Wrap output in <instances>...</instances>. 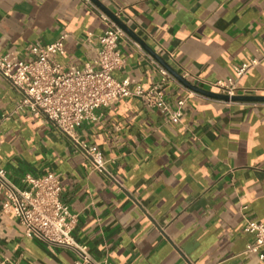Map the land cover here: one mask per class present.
Here are the masks:
<instances>
[{"label": "crops", "instance_id": "0c3cea01", "mask_svg": "<svg viewBox=\"0 0 264 264\" xmlns=\"http://www.w3.org/2000/svg\"><path fill=\"white\" fill-rule=\"evenodd\" d=\"M99 1L195 85L233 77V67L258 56L264 41V0ZM105 28L83 0H0V50L26 60L27 45L64 35L63 53L52 58L76 68L93 64ZM135 42L124 32L114 78L158 86L171 108L183 101L178 123L134 96L96 109L76 131L101 151L110 178L91 170L52 123L14 112L21 95L0 74V168L16 186L25 174L58 172L62 198L78 215L73 236L96 263L264 264L246 252L253 236L242 230L241 211L246 206L264 224V103L191 94ZM240 86L264 88V60ZM4 194L0 189V205ZM75 260L71 250L51 251L26 237L11 214L0 215V264Z\"/></svg>", "mask_w": 264, "mask_h": 264}, {"label": "built area", "instance_id": "2783aa9c", "mask_svg": "<svg viewBox=\"0 0 264 264\" xmlns=\"http://www.w3.org/2000/svg\"><path fill=\"white\" fill-rule=\"evenodd\" d=\"M83 1L106 24L104 31L96 36L98 49L93 64L76 68L55 61L52 56L63 53L65 36L62 35L49 44L27 45L24 48L30 56L27 60L17 53L0 50V74L21 95L14 112L26 110L32 116H41L52 123L73 142L76 151L86 156L91 170L112 178L101 151L96 146L81 141L77 135V127L85 121L94 120L96 109L109 106L120 98L133 96L142 98L147 106L159 110L168 122L178 123L182 117L183 101L178 102L176 108H171L158 86L143 88L132 85L129 79H115L113 72L123 66L118 42L124 32L91 0ZM90 36L88 34L86 39ZM134 46L142 51L137 42ZM262 60L264 41L258 56L233 67V77L196 86L228 96L264 95V88L247 90L240 86V81L248 70ZM160 70L163 75H167L164 69ZM20 182L22 186L12 184L5 170L0 168V189L5 193L0 205V215L11 214L26 237L43 242L51 251L54 248L71 250L76 255L75 264H100L92 260L87 246L78 243L73 236L78 215L70 212L68 204L62 198L60 174L47 169L39 176L25 174ZM241 211L242 230L253 236L246 246V252L256 254L264 262V224L250 219L246 214V206H241Z\"/></svg>", "mask_w": 264, "mask_h": 264}, {"label": "water", "instance_id": "95a60500", "mask_svg": "<svg viewBox=\"0 0 264 264\" xmlns=\"http://www.w3.org/2000/svg\"><path fill=\"white\" fill-rule=\"evenodd\" d=\"M98 8H100L111 20L121 28L125 33L130 35L136 42L140 43L141 47L156 60L169 74H171L180 84L189 90L200 94L204 97L220 100L224 102H237V103H264V95H233L228 96L225 94H219L209 90L202 89L189 81L185 80L171 68L158 54H156L148 45H146L136 34H134L124 22L117 18L109 9H107L99 0H91Z\"/></svg>", "mask_w": 264, "mask_h": 264}]
</instances>
